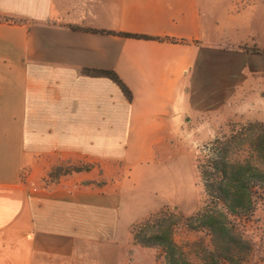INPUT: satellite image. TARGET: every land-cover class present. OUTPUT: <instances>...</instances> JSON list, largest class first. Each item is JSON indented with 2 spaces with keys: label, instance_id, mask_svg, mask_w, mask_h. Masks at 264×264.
Listing matches in <instances>:
<instances>
[{
  "label": "crops",
  "instance_id": "0c3cea01",
  "mask_svg": "<svg viewBox=\"0 0 264 264\" xmlns=\"http://www.w3.org/2000/svg\"><path fill=\"white\" fill-rule=\"evenodd\" d=\"M230 3L0 0V264H162L130 228L182 199L185 133L212 138L264 89ZM84 69L115 73L131 99ZM57 158L126 170L40 187Z\"/></svg>",
  "mask_w": 264,
  "mask_h": 264
},
{
  "label": "rangeland",
  "instance_id": "374dc122",
  "mask_svg": "<svg viewBox=\"0 0 264 264\" xmlns=\"http://www.w3.org/2000/svg\"><path fill=\"white\" fill-rule=\"evenodd\" d=\"M220 10H226L231 14L240 12L245 13L244 22L247 23L248 36L247 42L239 48L251 54L257 55L258 63L264 66V0H231L227 6L218 7ZM264 73V71H263ZM249 97V103L245 109H240L239 103L233 108L231 115L221 124L215 127L216 132L212 138L210 134L205 135L204 131L196 130L193 134L184 135V164H183V183L181 188L182 199L174 205H164L157 211L151 213L142 221L136 223L130 228L136 231L144 229L142 223L151 216L162 213L160 219H163L165 226L171 227V239L177 246L179 255L191 264H203L204 261L217 256L220 258V264H229L219 256V250L215 248V241L205 230H193L188 227L186 218L194 216L199 212L205 202V193L201 182L200 172L197 168L198 160H201L206 152L203 150L207 143L215 138L228 136L231 131L239 129L240 126L248 123L264 121L255 119L260 116L264 119V89ZM222 114V113H221ZM243 154L241 153L240 156ZM54 165H49L47 173L39 186L47 188L61 182L69 181L74 174L63 176L62 173L70 167L88 169L83 184L93 185L94 188H101L104 185L118 181L124 174L126 167L118 163H96L85 160L57 158ZM70 165V166H69ZM69 167V168H68ZM51 172V178L48 174ZM24 175L25 172H22ZM236 229V234L242 237L245 243L249 245V250L244 247L235 250V256L244 258L241 264H264V200L256 201L255 210L252 214L245 216L230 217ZM217 243V242H216ZM241 249V250H240ZM155 250L157 259L163 262V252L160 249Z\"/></svg>",
  "mask_w": 264,
  "mask_h": 264
},
{
  "label": "trees",
  "instance_id": "16d2710c",
  "mask_svg": "<svg viewBox=\"0 0 264 264\" xmlns=\"http://www.w3.org/2000/svg\"><path fill=\"white\" fill-rule=\"evenodd\" d=\"M0 22L12 21L0 18ZM87 31L109 34L105 31ZM118 35L149 39L125 33ZM82 73L89 77L111 80L128 100L131 99V93L115 73L93 69H84ZM203 150L206 154L198 160L197 168L206 199L202 209L185 220L189 223V228L202 229L210 234L223 260L229 264H241L244 258L234 257L235 250L241 247L249 250V245L236 234L230 217L252 214L256 201L264 200V124L255 122L242 125L228 136L215 138L207 143ZM81 172H88V169L70 167L62 175ZM48 178H51V172ZM161 214L144 221L141 225L144 229H133L135 243L141 248L160 249L164 254V264H191L179 255L177 246L171 239V227L165 226L163 219H160ZM203 264H220V258L218 255L211 256Z\"/></svg>",
  "mask_w": 264,
  "mask_h": 264
}]
</instances>
